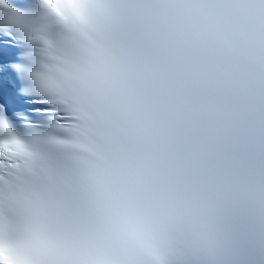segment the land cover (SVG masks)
I'll list each match as a JSON object with an SVG mask.
<instances>
[{
    "label": "snow or ice",
    "instance_id": "obj_1",
    "mask_svg": "<svg viewBox=\"0 0 264 264\" xmlns=\"http://www.w3.org/2000/svg\"><path fill=\"white\" fill-rule=\"evenodd\" d=\"M192 12L221 59L219 124L129 181L116 85L171 27L150 0H0V264H264V0Z\"/></svg>",
    "mask_w": 264,
    "mask_h": 264
},
{
    "label": "clouds",
    "instance_id": "obj_2",
    "mask_svg": "<svg viewBox=\"0 0 264 264\" xmlns=\"http://www.w3.org/2000/svg\"><path fill=\"white\" fill-rule=\"evenodd\" d=\"M64 2L79 14L86 0ZM208 2L150 0L152 25L171 27L172 40L116 85L124 87L126 99L111 152L118 174L129 181L148 174L182 142H203L219 124L212 106L220 95L221 59L202 45L203 17L192 12Z\"/></svg>",
    "mask_w": 264,
    "mask_h": 264
}]
</instances>
